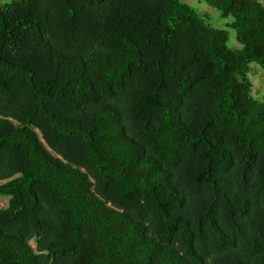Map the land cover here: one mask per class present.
Masks as SVG:
<instances>
[{"label": "trees", "instance_id": "trees-1", "mask_svg": "<svg viewBox=\"0 0 264 264\" xmlns=\"http://www.w3.org/2000/svg\"><path fill=\"white\" fill-rule=\"evenodd\" d=\"M206 2L0 0V264H264V3Z\"/></svg>", "mask_w": 264, "mask_h": 264}, {"label": "rangeland", "instance_id": "rangeland-1", "mask_svg": "<svg viewBox=\"0 0 264 264\" xmlns=\"http://www.w3.org/2000/svg\"><path fill=\"white\" fill-rule=\"evenodd\" d=\"M264 3V0H261ZM187 3L194 6L199 12L204 16H209L211 18L212 24L218 28H225L227 23L233 20V17H221L220 12L209 5L206 0H186ZM230 48L236 49L240 48L241 44L238 42L236 37V31L230 30V40L228 43ZM251 79L253 82V93L264 100V68L253 63ZM1 183V181H0ZM10 198L0 195V208H5L9 205ZM35 246V242H32Z\"/></svg>", "mask_w": 264, "mask_h": 264}]
</instances>
